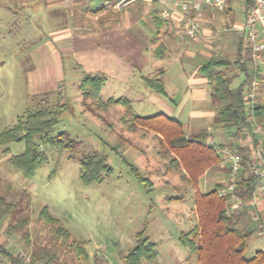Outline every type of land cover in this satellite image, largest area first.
<instances>
[{"label": "rangeland", "instance_id": "374dc122", "mask_svg": "<svg viewBox=\"0 0 264 264\" xmlns=\"http://www.w3.org/2000/svg\"><path fill=\"white\" fill-rule=\"evenodd\" d=\"M35 3L39 16L30 19L24 7L9 2L7 13L12 18L0 25V132L13 127L27 110L46 104L56 110L60 102L64 107L60 108L51 135L65 132L74 142L59 151L36 136L35 142L46 154L47 162L31 178H25L8 161L10 155L23 152L24 142L0 145V194L16 203L14 214L0 225V234L8 239L12 251L18 246L29 250L32 256L37 252L35 264L46 260L48 264H102L103 260L95 263L93 257L80 261L68 242L54 237L52 226L39 218L40 210L46 207L69 232L70 241L84 243L87 252L106 257L111 264H125L122 255L134 247L135 234L142 229L158 252L153 262L144 264H194L193 258L181 259L187 249L180 246L178 236L195 222L196 192L212 189L214 180L204 186L202 175L194 186L181 166L169 165L172 154L167 152L163 138L144 129L129 131L121 121L123 105L115 104L101 112L92 102H82L78 88L83 75L99 74L106 79L99 95L102 101L123 97L128 99L134 114L153 115L162 109L151 98L154 93L143 84L141 76L151 77L161 69L177 67L181 58L168 55L157 59L146 54L145 61L130 42L121 38L114 43L116 58L107 64L102 60L99 63L97 53L80 40L75 8L68 13L53 11L49 24L50 20L42 18L46 13L43 1ZM67 14L68 25H60V17ZM142 27L146 28L144 23ZM242 35L236 32V37ZM90 41L95 42L92 38ZM242 45L245 49L248 43L243 40ZM185 47L192 50L193 46L182 43L180 51L183 63L191 66L183 53ZM195 60L205 61L203 57ZM237 83L235 76L231 85ZM170 85L168 95L177 104L180 91H174ZM95 112L101 113L102 118L96 117ZM222 130L237 131L232 126ZM213 140L218 144L227 137L217 136ZM92 153L104 156L111 170L102 181L85 185L79 176L80 160ZM217 170L209 168L205 172L217 175ZM136 172L150 183L139 181ZM217 183L223 185L218 178ZM23 190L29 196V206L20 200ZM23 216L29 218L27 239L20 233L8 235L7 224ZM249 228L252 234L244 252L247 257L258 249L264 251V235L257 234L254 224Z\"/></svg>", "mask_w": 264, "mask_h": 264}, {"label": "trees", "instance_id": "16d2710c", "mask_svg": "<svg viewBox=\"0 0 264 264\" xmlns=\"http://www.w3.org/2000/svg\"><path fill=\"white\" fill-rule=\"evenodd\" d=\"M153 54L156 58H162L164 50L162 47L156 46ZM237 63L244 70L245 79L235 89L230 87L232 76L229 75V67L224 59L212 58L202 64L198 71L209 80L211 98L218 103L215 122L223 126L235 127L236 133H239L240 128L245 124L246 115L242 96L250 77L244 63H240L239 60ZM160 73L162 72L160 71ZM141 79L151 91L164 93L163 81L158 75L141 76ZM105 82V77L99 74L83 75L78 84L82 102L84 104H87L88 101L92 102L95 108L100 109L101 112H106L115 104L123 105L124 113L121 116V121L124 126L132 132L144 129L163 138L167 152L172 154L169 165L172 167L181 166L194 186H197L199 177L207 169L217 166L219 157L213 148L205 145L206 130L186 135L183 124L164 113L158 112L149 116L134 114L128 99L123 97L102 101L99 95ZM62 107L64 105L57 102L56 110L51 109L48 104L41 105L32 111L27 110L26 114L19 118L13 127L0 132L1 146L12 142H24L23 152L10 155L8 161L25 178H31L47 162L46 154L35 142L36 136L42 142L59 151L72 146L74 141L69 139L65 132L56 136L51 135L52 129L58 122V114ZM255 114L259 119H264V105H258ZM94 115L102 118L99 112H95ZM230 146L242 154L246 161L245 147L236 144H230ZM110 170L106 159L99 153L86 155L80 160L79 176L85 185L102 181L103 175L108 174ZM135 175L139 181L150 183L137 172ZM253 186V177L248 174L242 175L236 192L243 202L251 197ZM223 188V185L217 184L207 192H196L194 208L197 223L189 231L180 232L178 236L180 245L195 255V264H264L263 250L258 249L252 256H245L244 252L252 234V230L248 226H240L242 216L247 210L246 205L228 211L229 197L221 192ZM179 198L181 199V197ZM20 200L25 201L26 206H29L30 200L25 190L20 194ZM15 204L0 194V224L14 214ZM39 218L47 225L52 226L53 235L57 240L68 242L80 261L85 262L89 259L84 243L70 241L69 232L59 224L58 219L49 214L46 207L40 210ZM28 223V216L20 217L7 224L6 233L8 235L20 233L24 239H27L26 227ZM155 246V243L146 236L144 229L136 232L134 247L129 249L123 257L125 264L152 262L156 258ZM0 254L6 257L11 264H19L15 254L7 251L3 246H0ZM37 256H39L37 252H34V264ZM40 259L42 258L40 257ZM43 264H48V260Z\"/></svg>", "mask_w": 264, "mask_h": 264}, {"label": "crops", "instance_id": "0c3cea01", "mask_svg": "<svg viewBox=\"0 0 264 264\" xmlns=\"http://www.w3.org/2000/svg\"><path fill=\"white\" fill-rule=\"evenodd\" d=\"M0 1H3V3H0L2 7L0 12V25L7 24V22H9L8 20L12 18L10 13H7V5L9 2H17L24 7L28 11L30 19L39 16V10L36 9L35 0ZM42 1L46 9L45 16L42 15V18H44L45 21H47V19L48 21L50 20V22L47 21L49 24H52L53 11L65 10L68 13L71 9L75 8L77 10L75 17L77 18L78 28L76 30L79 33L80 40L84 45L89 44L88 48L97 53L99 63L102 60L103 63L107 64L116 58L114 43L121 38L124 41L130 42V45L134 47L138 57L145 59V61L148 59L146 54L154 56L153 53L156 46H160L164 50L163 57L157 59H163L168 55L179 56V58H181L179 66L161 69L157 74L163 81L164 93L151 91L154 93H152L153 95H151V98L159 104L162 109L161 113L181 122L186 135L200 130H206L205 140L208 137L215 139L217 136H226L227 140L219 142L218 144L229 143L239 145L241 138L239 133H224L222 127L227 126L215 122L218 103L211 98L209 80L198 70L202 64L212 58L224 59L227 61V66L229 67V75L232 76L231 81L235 76L238 78L236 86L230 85L231 88L235 89L245 79L244 70H242L237 63V60H239L240 63H244L250 77L249 80H251L255 68L251 60L249 45L243 49V35L241 37H236V32L239 34L244 33L242 26L245 18V6L248 0H227L225 8L222 11H218L212 7L209 4L210 0H189L191 2L200 3V9L190 13L195 15L200 30L199 35L195 39L185 41L180 40L178 37L179 28L184 21V12L181 11L179 6L181 0H131L119 7L116 6L115 0ZM162 10L168 11V18L165 19L161 17ZM235 11H237V13H235ZM236 17H238V19H236ZM68 19L69 14L65 16L62 15L59 19V24L68 25ZM63 20H65V22ZM142 23H144L146 28L142 27ZM118 26L122 27L118 28ZM259 27V39L264 43V26ZM230 36L232 38H230ZM91 38L95 41L94 43L90 41ZM182 43L193 46L192 50H189L188 47L183 49L184 55L188 57V64H192L191 66L183 63L182 56H180ZM105 51L108 54H106ZM111 52L112 55H110ZM94 57L96 56L94 55ZM196 57H203L205 61L196 62ZM81 65L83 64H78L79 67H81ZM98 68H101V66H98ZM169 70L170 75L168 76ZM160 71L162 73H160ZM239 74L242 75L241 78ZM256 74L259 81L258 105H264V53L262 62L258 64ZM168 85H170L171 89H174V91H180L179 94H177V104H175L176 102L168 95ZM181 90L183 92H181ZM211 168H218V174L213 175L205 172V174H203L204 186L211 180H214L213 186L221 184H216L217 178L219 182H223L222 184L224 186L227 178V169L219 163L217 166ZM210 175H212V177L209 178ZM208 189L209 188L204 189V191L201 192H207L209 191ZM245 203L248 204L247 201ZM246 209L245 214L242 216L240 226H248L249 228L250 224H254L257 234L260 236L264 235V232L262 234L259 233L257 222L254 220V217L258 216L264 230V196L258 200L255 206L248 207V205H246ZM196 223L197 215L195 211V222L190 229H192ZM0 225H2V223ZM7 240L6 237L0 234V246H3L7 251L15 254V251L10 249L11 246ZM157 253L156 251V255ZM87 254L89 259L92 257L95 259V263H100V261L103 260L102 264H111L106 257L101 258L99 255L96 256V254L90 252H87ZM172 254L173 253H171V255ZM181 255L182 260L188 257L193 258L195 264V255L191 254L188 250ZM124 256L125 254L122 255V257ZM144 263L151 262L142 261L141 264Z\"/></svg>", "mask_w": 264, "mask_h": 264}, {"label": "built area", "instance_id": "2783aa9c", "mask_svg": "<svg viewBox=\"0 0 264 264\" xmlns=\"http://www.w3.org/2000/svg\"><path fill=\"white\" fill-rule=\"evenodd\" d=\"M131 0H115L116 6L124 5ZM227 0H210L209 4L218 11L225 8ZM180 9L184 12V21L179 28L180 40H192L199 35V24L192 11L200 9V3L189 0H181ZM167 10L161 11L162 18H168ZM259 26H264V0H249L245 6V18L243 21V39L248 43L251 60L254 64V75L243 91V103L246 107L245 124L240 128L241 135L239 145L246 148L247 159L244 161L242 154L232 148L229 143L215 144L212 137L205 140L207 147L213 148L219 157V164L227 169V178L221 192L229 197L228 211L241 208L244 205L255 206L258 200L264 196V119L256 116L258 107L259 81L257 79V67L263 60L264 43L259 39ZM251 175L254 186L248 204L243 202L237 194V188L242 175ZM259 228V233L264 232L263 225L258 216L254 217ZM15 257L19 264H34L32 253L24 248L16 247ZM0 264H11L0 254Z\"/></svg>", "mask_w": 264, "mask_h": 264}]
</instances>
